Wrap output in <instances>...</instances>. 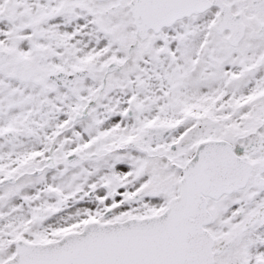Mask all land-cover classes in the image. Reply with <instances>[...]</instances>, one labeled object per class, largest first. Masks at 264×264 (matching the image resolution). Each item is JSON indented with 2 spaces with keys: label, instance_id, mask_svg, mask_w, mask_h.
Returning a JSON list of instances; mask_svg holds the SVG:
<instances>
[{
  "label": "snow or ice",
  "instance_id": "1",
  "mask_svg": "<svg viewBox=\"0 0 264 264\" xmlns=\"http://www.w3.org/2000/svg\"><path fill=\"white\" fill-rule=\"evenodd\" d=\"M0 264H264V0H0Z\"/></svg>",
  "mask_w": 264,
  "mask_h": 264
}]
</instances>
